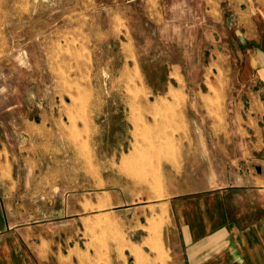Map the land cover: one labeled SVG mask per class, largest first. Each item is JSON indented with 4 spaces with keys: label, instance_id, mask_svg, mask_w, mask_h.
Instances as JSON below:
<instances>
[{
    "label": "rangeland",
    "instance_id": "obj_1",
    "mask_svg": "<svg viewBox=\"0 0 264 264\" xmlns=\"http://www.w3.org/2000/svg\"><path fill=\"white\" fill-rule=\"evenodd\" d=\"M228 5L0 0V174L13 176L12 230L35 252L44 240L38 264H147L159 253L154 204L169 164L179 170L184 147L186 177L201 178L195 162L226 119L201 96L240 90L247 56Z\"/></svg>",
    "mask_w": 264,
    "mask_h": 264
},
{
    "label": "crops",
    "instance_id": "obj_2",
    "mask_svg": "<svg viewBox=\"0 0 264 264\" xmlns=\"http://www.w3.org/2000/svg\"><path fill=\"white\" fill-rule=\"evenodd\" d=\"M219 1L229 4L233 43L247 56L240 90L201 96L203 107L222 110L226 119L212 123V150L195 162L201 178L186 177L193 169L186 148L173 161L179 170L170 162L174 174L154 204L159 253L147 264H264V0ZM12 179L11 172L0 174V264H38L48 259L44 240L31 242L36 252L30 250L7 215Z\"/></svg>",
    "mask_w": 264,
    "mask_h": 264
},
{
    "label": "bare ground",
    "instance_id": "obj_3",
    "mask_svg": "<svg viewBox=\"0 0 264 264\" xmlns=\"http://www.w3.org/2000/svg\"><path fill=\"white\" fill-rule=\"evenodd\" d=\"M140 91V90H139ZM139 94H141V93H139ZM137 98V97H136ZM148 100V99H147ZM172 111V110H171ZM155 112V111H154ZM166 117V116H165ZM156 121V120H155ZM168 125V124H167ZM172 139V138H171ZM174 140V139H173ZM135 145V144H134ZM153 145V144H152ZM151 145V146H152ZM173 146V145H172ZM133 147V146H132ZM135 147V146H134ZM139 149V148H138ZM136 150V149H135ZM176 152V151H175ZM132 153H130L129 155H131ZM134 154V153H133ZM139 154V153H138ZM132 156V155H131ZM133 156H135V155H133ZM130 157V156H129ZM126 160V159H125ZM129 161V160H128ZM130 164V163H129Z\"/></svg>",
    "mask_w": 264,
    "mask_h": 264
}]
</instances>
